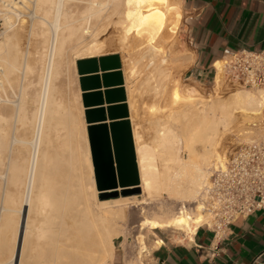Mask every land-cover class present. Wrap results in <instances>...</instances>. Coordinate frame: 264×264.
I'll return each instance as SVG.
<instances>
[{
  "label": "bare ground",
  "instance_id": "1",
  "mask_svg": "<svg viewBox=\"0 0 264 264\" xmlns=\"http://www.w3.org/2000/svg\"><path fill=\"white\" fill-rule=\"evenodd\" d=\"M181 6L177 0H0V12L6 23V29L0 33V64L2 66L0 92L6 89V83H10V76L18 68L23 66L29 72H34L37 68L36 65L22 61L20 32L14 22L21 16L16 14V11L20 12L22 7L32 9L34 20L29 27L40 39L41 48L37 52L38 59L44 61L35 79L21 83L18 100L16 104L14 103L16 107L13 106L14 112L8 115V112L0 110V153L1 150L5 152L9 150V153H13L12 146L17 142L27 145L28 151L25 153L24 148H20V152L25 154L24 157L17 153L18 149L16 153L21 158L13 159L11 153L9 159L7 157L5 161L6 165L11 167L13 185L25 182L23 197L19 195L20 207L16 206L17 198L11 197L10 193L13 190L10 188L8 200H11L13 204L16 203L14 204L16 207L9 206L8 204L12 203L9 201L7 204L5 201L3 204L9 208H3L1 204L3 201L1 202L0 199L2 210L19 214L17 219V214L6 220V216L2 217L3 221L8 220L7 230L5 223L0 225L1 228L3 226L0 232H7L8 227H13L14 241L10 251L12 255L9 258L10 261L7 260L10 264H14L18 259V264H25L27 261L23 259L27 258L26 255L30 258L40 256V264H106L109 261L112 263L115 257L112 236L122 231L118 222L126 217L127 207L145 204L147 200H154L165 194L180 200H196L208 182L210 167H218V164L225 165L226 155L219 153L222 130L228 129L235 120L234 116L237 112L245 118L264 116V89L254 90L255 92L237 89L227 98H222L223 96H217L219 92H216L221 90L222 77L219 72L215 81V96L204 99L197 90L183 86L179 74L176 75L170 71L169 58L163 53L167 48L171 50L176 47L177 35L183 23ZM27 10L24 8L22 11L27 12ZM102 26H117L120 30L121 47L128 52V57L126 56L128 66L124 72L125 81L128 82L127 77L146 74L145 78L143 77L144 81L157 82L156 88L153 86L154 88L148 89L151 91L154 89L157 95L160 94L159 98L164 97L165 104L158 106L162 110L157 107L159 112H162L160 115L162 114L163 118L168 115L170 123L173 122L172 117L174 120L180 117L177 121L182 118L180 123L183 127L181 126L180 131L167 123L168 121L165 122L162 117L161 121V118L159 120L156 118L160 126L157 128V134H155L156 130L154 131V142L151 138L152 143L145 142L142 138L143 133L141 134L138 130L141 122L136 125L134 120L139 112L136 99L138 93L136 94L135 91L141 88V85L139 87V84L137 86L132 81L131 83L138 87L135 88L125 82L141 179L139 187L144 193L142 199L137 196L98 198L100 192L94 178L86 119L82 114L85 112L81 98L82 91L79 87L77 99L80 107L79 103L78 106H74L81 109L79 112L82 117L78 115L81 119L74 117L73 103H71L72 106L68 105L66 103L68 99L64 100V96L57 93L55 82L63 73V66L66 64L69 53L75 54V63L82 57L104 54L102 52L104 42L97 39V32ZM76 77L79 79L77 70ZM151 83L148 85L146 83L144 87L147 89ZM34 86L39 88L31 92ZM145 91V94L151 93ZM152 99L154 98L151 97ZM78 101L75 100L74 105ZM145 101L148 102L147 99ZM29 104H33L34 108L30 110ZM154 106L155 104H152L149 108L152 110ZM146 108L148 112L149 108ZM163 111L167 112V115L163 114ZM152 113L149 116L155 117ZM144 117L142 118L144 121L148 119ZM152 121L149 123H153ZM139 126L143 127V125ZM22 128L25 130L23 131ZM152 128L154 129L153 126ZM262 128L259 131H263ZM20 129L24 136L19 133ZM148 135L150 136L151 133ZM54 136L59 142L57 146L54 145ZM75 138L80 139L79 142L82 143L75 142V145L73 141ZM183 150L187 152V157L183 156L182 153H185ZM3 161L1 159L0 164ZM82 166H87L88 169ZM81 168L88 170V175L82 174ZM7 175L9 176L8 170L0 176ZM0 187H2L1 184ZM134 187L136 185L130 186V188ZM15 193L16 189L13 194ZM5 195L7 192L2 196L5 197ZM10 212H7L9 216ZM33 212L40 213L42 217L38 218L36 215L37 218H32ZM206 220L207 216L197 202L191 211L163 213L158 216L148 214L141 220L140 227L141 229L146 226L152 229L175 228L193 233ZM20 230L22 240L17 254ZM6 234L4 233L3 236L7 238ZM34 239H36L35 244ZM2 241H5L4 237ZM29 242L35 246L33 244V247L30 246ZM4 245L7 246L8 242L3 243L2 246ZM49 245L54 247L47 248ZM27 248L31 251L35 248L36 254L33 251L25 254L24 252L29 251H26ZM0 256H2L1 253Z\"/></svg>",
  "mask_w": 264,
  "mask_h": 264
},
{
  "label": "rangeland",
  "instance_id": "2",
  "mask_svg": "<svg viewBox=\"0 0 264 264\" xmlns=\"http://www.w3.org/2000/svg\"><path fill=\"white\" fill-rule=\"evenodd\" d=\"M177 1L180 3V6L182 5L181 7H182V12H183V19H182L183 23L181 24V27L179 29V33L177 35L176 47L174 49H171V50L169 48H167L165 50V52L163 53V55H166L167 58H169V61H170L169 62V69H170V71L174 72V74H176V75H178V74L180 75V78H181L183 86H185L186 88H189V89L197 90L198 92H200L204 96V99H208V98H211V97L213 98L215 96V92H214L215 91V83L213 82V79L209 78V77L201 78V76L198 75L200 70H199V67H198L199 63H198L197 49L195 48L194 41L192 39V31H191V26H192V23H193V14L190 11V9H189V7L187 5V2L185 0H181V1L177 0ZM22 8L20 9V12H22L23 15H24V13L26 11H22V10H24V8H25V10L28 9L30 11V13H28L29 11L27 10L25 15L27 14L26 16H28V18L33 17L32 9L30 10L29 8H26V7H22ZM20 12L18 10V11H16V14L21 15L22 18H21V16L18 15L20 20H19V18L18 19L16 18L15 20L16 21L18 20V23L16 24V21H14V22H15V27L18 26L17 30L20 32L19 33L20 34L19 35L20 39L19 38L18 39L20 41L19 44H20V47H21L22 52H23L22 61H25V62L27 61V62H29V63H31L33 65H36L37 68H36V70L34 72L26 71L23 66L18 68L10 76V83L9 82L6 83V89H4V90H2L0 92V101H1L0 102V110L8 112V115H10V114H12L14 112V109L16 107V105H14V103L16 104V102L18 100L21 83H26L27 80L35 79L37 77L39 71H41V69L43 67V62H44V61H40V59H38V53L37 52L41 48L40 39H39L38 35L35 32L31 31V28L29 27V26H31L32 20H34V17L32 19L31 18L28 19L25 15L23 16L22 14H20ZM29 28H30V30H29ZM5 29H6V23H5V20H4V16H3L2 12H0V33L3 32ZM119 36H120V30L118 29L117 26H110V27L102 26L97 32V39L99 41H103L104 42L103 43L102 52H104V54L112 53V52H118L120 54V56H121L122 69L124 68L123 71L125 72L126 71V67L128 66L127 65L128 64L127 63V61H128V58H127L128 57V52L121 47L122 44L120 42ZM123 53H124V55H122ZM77 60H76V63H75L74 62L75 61V54L73 52L69 53V56H68V58L66 60V64L63 66V73L60 75V77L55 82L56 88L58 90L57 93L61 94L62 97L64 96L63 97L64 100L68 99V101L66 100L67 101L66 103H68V105L72 106L71 103H73V107L74 106H78V105L80 107V103H79V101L77 99L78 88L80 87V81L76 77V70H77V73H78ZM216 65H219V63L217 62ZM1 67L2 66L0 64V68ZM1 73H0V76L2 75ZM172 75H173V73H172ZM124 76H125V74H124ZM145 76H146V74L145 75L142 74L140 76L138 75V77L137 76L136 77H132V78L130 77L131 79L127 77V81L128 82H126V81L125 82L128 83V85L135 86V88H138L137 87L138 84H139V87L141 85V88H138V90L136 89L137 91H135L136 94L138 93V95H136V99L138 101L137 102L138 103V111L140 112V113L138 112V116L137 117H142V116L144 117V115H146V117H144V118L148 117L149 120L146 119L144 121V119H142L143 117L142 118H138V119L136 117V118H134V120L136 122V125H138L139 122H141L139 125H143V127L138 125V130L141 132V134L143 133L142 134L143 140L145 142L152 143V141L154 140L153 138H155V134L158 133L157 132V128L160 126V124L158 125V122H157L156 118H158V120H159V118H161L163 116L162 114L160 115V113H162V112H159L160 110H158V109L162 110V108H160L161 107L160 105H164L165 104L164 103L165 100L163 99L164 98L163 96H162V98H161V96L159 98L160 94L157 95L155 93L154 89H152V91H151V89H148V88H151V87L152 88H154V87L156 88L155 85H157V82L152 80L153 82L151 83L149 79H148L149 82H147L146 79H145L146 81H144ZM182 77H183V80H182ZM129 79L131 81H129ZM18 82L20 83V85H17V84H19ZM131 82L136 84L137 86L132 84ZM144 82H146L147 85H148V83H151V85L149 84L150 87L147 86V89H146V87H144V86H146V83H144ZM152 84H154V85H152ZM14 85H15V87H14ZM16 87L18 88L17 91H16ZM220 87H221V90L220 89H219L220 91L216 90V92H219V94L218 95L216 94V95L217 96H223L222 98H227L228 95L232 91H235L237 89H245V90H249V91H254V90L257 91V89H250V88H247V87L224 85L223 82L220 84ZM11 88H12L13 91L14 90L15 91L13 92L11 90ZM37 88H39V86L32 87L31 88V92L34 91ZM80 89H81V87H80ZM260 89H262V88H260ZM145 90H147L148 92H151V93L153 92V94L151 95V93H147V91H145ZM142 91H143V93H142ZM144 91L147 94H145ZM11 93H13V94H11ZM141 94H143V96H141ZM148 94H150L151 97L154 98V99L151 100V97H149L150 95L148 96ZM155 95H156V98H155ZM10 96L11 97L14 96V98H10ZM146 96L148 98H146ZM157 96H158L159 99L157 98ZM81 98H82V92H81ZM146 99H147L148 102L145 101ZM155 99H158V100H155ZM75 100L78 101V102H76V104L74 105ZM144 101H145V103H144ZM155 101H157L158 103L155 102ZM161 102H163V104ZM140 103H142V104L140 105ZM146 103L149 104V106L152 105V104H155V106L157 105L156 108L154 106V109L158 113L154 109L151 110V108H149V106H147ZM4 104H5V106H4ZM13 106H15V107L13 108ZM158 106H160V107H158ZM73 107H71V108H73ZM146 107L149 108L148 112L150 110L149 114L147 112V108ZM157 107H158V109H157ZM33 108H34L33 104H29V109L31 110ZM74 108L75 109H72L74 111V117L77 116L76 117L77 119L78 118L81 119L82 115H80V112H79L81 109H78L77 107H74ZM143 109H146V110H143ZM84 110H85V108H84ZM152 112H154V113H152ZM84 113L85 112H83L82 114L85 117ZM151 113L154 114L155 117H153V115L149 116ZM164 113L167 115V112L163 111V114ZM140 114H142V116ZM78 115L81 116V117H79ZM130 115H131V113H130ZM159 115H160V117H158ZM166 115H164V116H166ZM235 115H236V116H234L235 120H233V122H232L233 124L231 123V125L228 127L227 130H222V134H221V138L222 139H221L220 144H219V148H220L219 153H222V155L223 154L227 155L229 152H231L232 150L236 149L237 147H239L241 145H244V144H247V143H251V142L257 141V140L261 139L264 136V116H262V117L258 116V117L245 118L239 112H237ZM152 117H153V119H152ZM167 117H168V115H167ZM167 117H164V118L162 117V118L165 119L164 120L165 122L168 121L167 123L173 125L176 129L178 128L177 129L178 131H180V129L182 130L183 126H182V123H180L182 121V118L180 119V121H177V120H179L180 117L177 118L176 120H174L173 117L172 118L170 117L171 121L173 120V122L170 123V121H169L170 119H168ZM162 118L160 119V121L163 120ZM139 119H142V120L139 121ZM150 119H152L153 121L150 120ZM149 121H152L153 123H151V122L149 123ZM77 122H78V120H77ZM154 122H156V123H154ZM177 123H179L181 125H179ZM86 126H87V122H86ZM152 126L154 127V129L152 128ZM261 127H263L262 128L263 131H259L261 129ZM142 128H145V129L142 130ZM22 130L24 131L25 129L22 128ZM20 131H21V129L19 130V133H21L22 136H24L23 133L20 132ZM149 131L151 133L150 136L148 135V134H150ZM154 131H155V134H154ZM257 132H258V134H257ZM24 133L26 134V132H24ZM144 133L147 134V135L145 136ZM54 138H55L54 139V145L57 146L59 144V142L56 139L57 137L54 136ZM150 138L152 139V141H151ZM76 139H78V138H75L73 140L74 144H75V142H76V144L82 143V142H79L80 139H78V140H76ZM87 139L89 141L88 129H87ZM81 141H83V140H81ZM89 145H90V141H89ZM15 146H17V147H15ZM15 148H16V150H15ZM20 148H22V149L24 148L23 151L25 153L28 152L27 151V145H23V144L17 142L15 144H13V146H12V151L14 150L13 153L12 152L9 153V150L6 151V152H8V154L5 151H2V150H1V153H0V158L2 160H4L3 163L0 164V175H1V173H4V171H6V170L9 171V176L8 175L6 177L5 176L4 177L0 176V184L2 185V187H0V199H1V202L3 201L2 203L1 202L0 203L4 207L2 205H0V206L3 207V208H9L8 206H5V204H3L5 201H6L5 203H7V204L9 203V201H10V203H12L11 200H8L10 198V195H8L10 193V191H11L10 189H12L14 192H15V189H16V193L15 194H13L14 193L13 191H11L10 194L12 195L11 196L12 198L13 197L17 198L16 201H15V202H17V204L14 203V204H16L17 207H20V200H21V197H23L25 182L24 183L22 182L23 184L20 183L19 185H17V184L13 185L14 182H12V179H11V177H12L11 167H8L6 165V163H5L6 158L8 157V159H9V156L11 155V153L13 155V156L11 155V158H13V159L14 158L24 157L25 154H24V152H20L21 151ZM17 150H18V152H17ZM16 152L19 153L22 156L19 157L20 155H18ZM183 152H185V153H182V154H184L183 156L187 157V152L185 150H183ZM91 159H92V155H91ZM92 164H93V160H92ZM82 168L88 169L87 166H82ZM82 168H81L82 174L88 175L87 174L88 170L85 171ZM213 169H214V166H211L210 169H209L210 173L213 171ZM93 171H94V165H93ZM210 173H209V175H210ZM94 178H95V174H94ZM3 183H4V185H3ZM6 184L8 185V187H7ZM13 186H14V189H13ZM96 187H97V185H96ZM3 189H5V190H3ZM18 190H20V192H17ZM8 191H9V193H8ZM1 192H3V193H1ZM6 192H7V195H5V197H6L5 198L2 195H4V193L6 194ZM20 194H21V197L19 199V195ZM199 195L196 198V200H188V199L187 200H182V199L180 200V198L170 197V196H167V194H165L163 196L156 197V199H154V200H147L145 204H136V205H131L130 207H127L126 211H125L126 214H127L126 217L123 220H121L120 222H118L121 225L122 231L119 232L117 235H113L112 236L114 244H115V247H114V249H115L114 260L112 261V263L109 261L106 264H144V263H146V255L148 253L149 246H150L149 242L151 241L152 231H154L155 229H152L149 226H146L144 229H141L140 222H141V220H143L144 216H146L148 214L150 216H152V215L153 216H158V215H161L163 213H168L169 214V213H174V212H179V211H191V210H193V208H195V206L197 204V201L199 200ZM1 196H2V198H1ZM127 196H137L139 199H142L143 196H144V193L142 192V189H141L140 193H138L137 191H133L130 195H127ZM121 197H124V196L118 195V197L108 196V197L101 198L100 194H98V198L99 199H113V198H121ZM14 204L12 203V204H8V205L9 206H14ZM16 206H14V208ZM140 206H144V207H140ZM1 207H0L1 215H4V214H6V215H4V216L0 215V218H1L0 225L5 223L4 225H5V229H6V227L8 225V220L6 221L7 222V225H6V222L3 221L4 220L3 218L6 216V218H5V220H6L9 217H12V215L15 216L17 214L16 215V219H17L19 214L16 213V212H13V214H12L11 213L12 211L10 212L8 209H7L8 211H5V209L2 210ZM1 210H2V212H1ZM3 211L6 212V213H4ZM7 212H10L11 215L9 216V213H7ZM36 215H37L38 218L42 217L40 213L33 212L32 213V218H37V217H35ZM0 229L3 230V226H2V228L0 227ZM12 229H13V227L11 226L10 228L8 227V231L7 232L6 231L0 232V242H1L0 243L1 244L0 245L1 246L0 253L2 255V256H0L1 260H2V262L0 260V264H10L8 261H10L9 258H11V255H12L11 254L12 252H10V251H12V249H11V248H13V242L12 241H14L13 238H12V236H14V234L12 235V232L14 233V231ZM164 230L166 232L176 234L177 236H181V234H185V233H187V234L188 233L189 234L192 233V231L184 232L182 230L175 229V228H165ZM4 233L5 234L7 233L6 234L7 238L5 236H3ZM138 234H140V236ZM143 236H144V238H143ZM3 237H4L5 241H2ZM32 239L33 238H31V241L33 242ZM35 240L36 239H34V244H35ZM2 242L6 243V244L8 242V245L7 246L4 245L5 247L2 246L3 245ZM141 242L142 243L145 242V243L142 244ZM146 243H147V245H146ZM32 244L33 243H30V246ZM33 245H32V247H33ZM48 247L52 249L54 246L51 247L49 245V246H47V248ZM140 247H142V248H140ZM2 248H3V251L1 250ZM35 248H32V251L35 252L34 254H36V251H34ZM27 250H29V248H27L26 251ZM142 250H146V252H143ZM30 251H31V249L28 252H24V253L25 254L26 253L30 254ZM137 253H138V255H140V257H138ZM26 256H27V258L24 257V259H23V260L27 261V262H25V264H33V263L34 264H37V263L40 264L41 263L40 256H38V258L36 256H34V257H32L33 259L30 258L29 255H26ZM35 257L37 259H35ZM4 258H6V259H4ZM29 259H31V260H29ZM5 260L6 261L8 260L7 261L8 263L5 262ZM35 261H36V263H35Z\"/></svg>",
  "mask_w": 264,
  "mask_h": 264
},
{
  "label": "crops",
  "instance_id": "3",
  "mask_svg": "<svg viewBox=\"0 0 264 264\" xmlns=\"http://www.w3.org/2000/svg\"><path fill=\"white\" fill-rule=\"evenodd\" d=\"M185 1L201 78L213 77L227 47H264V0ZM149 243L146 264H264V212L239 218L222 239L206 227L181 236L155 229Z\"/></svg>",
  "mask_w": 264,
  "mask_h": 264
},
{
  "label": "water",
  "instance_id": "4",
  "mask_svg": "<svg viewBox=\"0 0 264 264\" xmlns=\"http://www.w3.org/2000/svg\"><path fill=\"white\" fill-rule=\"evenodd\" d=\"M77 69L100 197L140 193V172L120 54L82 57L77 60ZM101 88L105 89L90 91ZM132 185L136 187L130 188ZM21 235L20 230L17 254ZM18 263L19 259L14 264Z\"/></svg>",
  "mask_w": 264,
  "mask_h": 264
},
{
  "label": "built area",
  "instance_id": "5",
  "mask_svg": "<svg viewBox=\"0 0 264 264\" xmlns=\"http://www.w3.org/2000/svg\"><path fill=\"white\" fill-rule=\"evenodd\" d=\"M213 71L214 83L220 72L224 85L264 89V47H227L213 63ZM197 202L207 216L199 227L218 239L239 218L264 212V136L229 152L225 165L218 164L210 173Z\"/></svg>",
  "mask_w": 264,
  "mask_h": 264
}]
</instances>
